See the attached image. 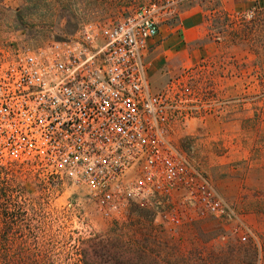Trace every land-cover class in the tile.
Wrapping results in <instances>:
<instances>
[{
	"label": "built area",
	"instance_id": "obj_1",
	"mask_svg": "<svg viewBox=\"0 0 264 264\" xmlns=\"http://www.w3.org/2000/svg\"><path fill=\"white\" fill-rule=\"evenodd\" d=\"M183 2L153 0L34 49L0 40V173L12 187L38 193L17 191L13 201L66 197L76 217L110 221L141 206L173 236L208 218L242 225L234 204L173 139L179 126L223 117L217 89L203 79L209 64L183 69L163 90L149 79L150 44ZM219 17L225 25H214L213 41L224 43L227 27L231 43L245 47L244 55L224 59L222 73L240 74L263 116L264 6Z\"/></svg>",
	"mask_w": 264,
	"mask_h": 264
},
{
	"label": "rangeland",
	"instance_id": "obj_2",
	"mask_svg": "<svg viewBox=\"0 0 264 264\" xmlns=\"http://www.w3.org/2000/svg\"><path fill=\"white\" fill-rule=\"evenodd\" d=\"M207 2L219 8L217 0ZM137 7L128 5L127 0H0V40L34 49L74 36L85 23L122 19ZM213 23L218 29L225 25L220 17ZM222 31L229 42L234 41L230 29L223 27ZM229 46L245 48L234 43ZM217 52L200 62L209 64L203 79L217 89L225 105L222 119L207 122L194 135L179 126L173 139L191 161L208 172L222 165L226 170L223 179L234 180V160L220 163L212 155L203 158L195 145L202 135H208L204 139L209 138L212 145L218 135H233L234 140L235 121L259 123L264 121V113L261 116L255 110L251 101L254 93L246 91L240 74L232 77L222 73L226 70L219 57L226 50L218 48ZM169 80L155 90L165 89ZM191 126L195 129L194 124ZM224 149H234V142L228 141ZM210 176L217 187L221 178ZM20 178L25 179L22 173ZM9 181L6 173H0V264H264V203L249 205L252 214L241 208L237 214L242 225L236 220L208 218L185 224L173 236L141 206L133 207L124 220L110 221L97 216L76 217L66 197L53 202L16 203L11 198L17 191L37 195V188L28 185L16 189L7 184ZM244 226L250 231L247 242L241 240L246 234Z\"/></svg>",
	"mask_w": 264,
	"mask_h": 264
},
{
	"label": "crops",
	"instance_id": "obj_3",
	"mask_svg": "<svg viewBox=\"0 0 264 264\" xmlns=\"http://www.w3.org/2000/svg\"><path fill=\"white\" fill-rule=\"evenodd\" d=\"M142 2L143 0H127L128 5L134 7L142 5ZM217 2L219 8L214 9L207 0H184L178 8L176 17L161 24L159 34L151 42L146 55L148 75L154 89L163 85L168 78L179 74L182 69L195 66L214 53L218 54L216 53L218 48L226 50L224 56L220 55L219 59L227 61L230 54L239 56L245 54L242 48L232 49L229 46L232 43L228 40L225 41V45H217L213 41V21L220 13L245 11L254 4L264 6V0H217ZM231 119L234 122V114ZM249 122H234V140L233 135H218L212 145L209 138L204 139L208 135H202L203 139L195 145L203 158L212 155L220 163H230L234 160V180L230 177L223 179L226 170L222 165L219 169L208 172L206 167L193 161L192 163L200 166L211 180L210 174H214L217 180L221 178L217 181L216 189L222 198L234 203L237 212L245 208L252 214V207L249 205L264 203V121ZM206 123L193 122L195 129L191 128V124L186 134L194 135ZM228 141L234 142V149L225 152L224 148L227 147Z\"/></svg>",
	"mask_w": 264,
	"mask_h": 264
}]
</instances>
